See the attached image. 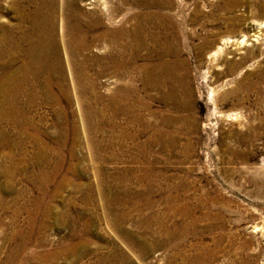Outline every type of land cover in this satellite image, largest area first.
Here are the masks:
<instances>
[{
  "label": "rangeland",
  "instance_id": "rangeland-1",
  "mask_svg": "<svg viewBox=\"0 0 264 264\" xmlns=\"http://www.w3.org/2000/svg\"><path fill=\"white\" fill-rule=\"evenodd\" d=\"M104 1L111 32L119 27L106 21L112 11L130 19L125 27L146 13L168 19L178 82L162 93H174L167 102L144 89L155 48L138 52L141 81L127 67L121 85L98 75L94 59L109 48L90 50L91 64L68 53L75 21L68 0H54L60 69L25 92L20 85L9 138L0 135V264H185L198 255L264 264V0H242L234 12L226 0H169L171 9L147 10ZM16 8L34 9L0 0V37L18 24ZM237 14L248 46L225 45L226 29L216 25ZM14 59L12 75L24 63ZM119 88L131 110L114 116Z\"/></svg>",
  "mask_w": 264,
  "mask_h": 264
},
{
  "label": "bare ground",
  "instance_id": "bare-ground-1",
  "mask_svg": "<svg viewBox=\"0 0 264 264\" xmlns=\"http://www.w3.org/2000/svg\"><path fill=\"white\" fill-rule=\"evenodd\" d=\"M18 1L29 3L34 9L27 12L26 10H18L16 8L18 24L5 28L2 37H0V60L3 57L10 59L6 62V65L0 66V70H2V73H0V135L7 139L9 138V134L6 127L11 122L12 106L17 102L16 95L22 91V89L16 90L24 82L25 89L22 92H25L27 85H30L33 79L60 69V55L55 25L56 3L54 0ZM223 3V8L231 11H235L239 6L245 4L242 0H226ZM131 4L146 10L152 8L171 9L172 6L169 0H131ZM87 5L90 7L82 5L81 0H68V17L75 21V28L71 32L70 38L74 40V36H76L78 39L77 43L73 44L74 48L72 51L69 46L68 53H72L76 57H86L90 50L109 48V55L94 59L95 63H98L100 67L98 75H105L109 79L114 80V84L121 85L123 70L127 67L133 73V76L130 77L131 81L133 83L141 81L139 76L140 67L136 64L138 52L140 49L148 50L155 48L159 51L158 56H156V61L158 62L143 70L144 77L142 78V83L144 89L156 90L158 94L160 93L161 99L168 102L169 96H172L174 92L171 90L168 96V94H163L162 91L169 88L173 89L175 87L174 83L178 82V80L176 81V72L173 70V64L175 63L168 60L169 57L178 53L176 40L172 36L173 30L170 25H167L168 22L166 20L168 19L159 14L146 13L141 16H135L133 18L134 24L125 27L126 24L130 25V19L128 17L119 19L117 11H112L106 17V21H109L111 25L117 24L119 27L111 32L103 23V16L99 10L100 5L105 6V1L91 0V3ZM61 14H66L64 13V7H62ZM244 23H246L245 18L238 16V14L225 20L216 21V25L226 29V35L223 40L225 45L234 44L236 47L248 46L249 37L242 35ZM257 26L260 28L259 30L263 29L262 25L257 24ZM156 29L161 30V36H157L154 33ZM87 36L89 39H87ZM63 38L62 42L66 48L67 44ZM68 43L72 44L73 42L69 41ZM17 57H21L24 63L12 75L8 70L11 69L14 64V58ZM148 59L151 60L152 57H148ZM86 62L91 64L93 61L86 57ZM118 91H120V96L110 103V110L114 116L126 115L131 110L127 104L132 101L121 96L125 92L124 89L119 88ZM104 122L107 123L110 129L116 127L114 124L112 125L110 119L106 118ZM204 260L205 264H212L214 259L203 257V255L184 258L185 264H195ZM172 262L173 260H170L168 264H173Z\"/></svg>",
  "mask_w": 264,
  "mask_h": 264
}]
</instances>
